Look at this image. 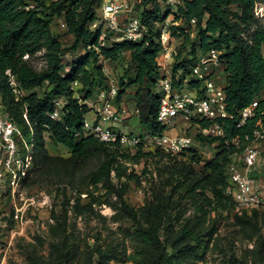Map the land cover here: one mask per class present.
Masks as SVG:
<instances>
[{
	"label": "rangeland",
	"instance_id": "rangeland-1",
	"mask_svg": "<svg viewBox=\"0 0 264 264\" xmlns=\"http://www.w3.org/2000/svg\"><path fill=\"white\" fill-rule=\"evenodd\" d=\"M54 1L26 0L30 7L41 10H45ZM127 1L131 4V10L122 16V20L128 23L133 17H138L146 22V25L143 24L148 33L161 46L158 63L162 76L172 78L174 66L180 60L192 61L194 74L202 57L198 51L197 60L194 61L190 56L196 33L195 21L191 24L182 19L176 21L179 7L184 5L185 0H154L148 5H141L146 0ZM256 15L264 22V2L256 5ZM173 26H179L184 32L190 33V39H185L181 29L174 33ZM51 30L59 39L61 50L65 52L72 47L74 37L68 33L64 18L54 17ZM105 38L101 36L102 45L111 46L113 40L106 42ZM87 52L82 47L65 53L62 73L68 74ZM41 56L38 54L33 60L38 69L44 65ZM99 64L105 79H98L99 83L91 97L86 99L87 91L80 85H73L75 98L90 109L84 120H95L97 111L103 107L100 94L109 92L114 86L117 95L113 99V107L118 110L121 118L113 124L114 132L143 136L147 129L139 124L135 104L137 86L130 84L135 68L129 55H122L117 62L100 58ZM204 71L206 74L211 73L209 68ZM8 74L11 75L10 72ZM208 80L215 81L218 90L224 89L226 73L222 61ZM123 82L129 87L122 102L118 103L117 96ZM205 83L203 81L200 89H190L186 79V89L202 95ZM49 90L51 86L45 84L27 92L20 89L17 82L15 94L19 99L33 92L42 95ZM261 99H264V93ZM53 103L56 108L53 115L56 120L63 122L67 99L64 96L56 97ZM195 120L200 119L194 114L180 117L168 132L171 137L186 136L191 139L188 149L172 153L156 147H144L145 152L151 151L153 155L140 163L128 164V173L134 172L138 176L136 181H119L113 174L117 187H124L125 200L135 210L137 220L128 216L119 217L108 205L91 204L88 188L83 187V193L79 195L70 188L65 190L63 187L39 182L33 171V163L30 162L28 168L22 164V161L32 156L37 146L28 143L19 127L23 138L18 143L15 156L17 161L13 166L24 169L26 173L30 170L32 174L30 180L24 181L25 177L21 176L18 185H12L10 172L0 166V264H30L33 252L48 264H155L163 250L172 254L183 246L187 254L182 264H264V211L238 214L230 203L219 208L218 203H203L184 189L191 186L198 193L212 198L211 183L206 179L211 171L205 169V165L216 157L219 143L201 141L198 136L216 137L221 134L217 127L203 130L194 123ZM43 137L52 156L64 159L71 157V150L54 144L46 132ZM235 144L243 148L242 144ZM250 147H256L260 152V161L254 173L259 184L264 186V128L242 153L232 156V162L241 160ZM103 194L100 191L96 196ZM139 225L158 231L161 243L148 244L137 237L135 232ZM185 228H190L193 235L186 237Z\"/></svg>",
	"mask_w": 264,
	"mask_h": 264
},
{
	"label": "trees",
	"instance_id": "trees-1",
	"mask_svg": "<svg viewBox=\"0 0 264 264\" xmlns=\"http://www.w3.org/2000/svg\"><path fill=\"white\" fill-rule=\"evenodd\" d=\"M153 1L146 0L141 5ZM262 2L264 0H185L184 5L179 7L176 20L182 19L187 24L195 21L196 33L190 53L194 61L198 53L205 55L215 50L221 54L220 59L225 65L226 83L223 92L227 117L194 121L203 130L215 124L222 130L221 136H198L201 141L219 143L216 157L205 165V169L211 171L206 179L211 183L212 198L198 193L191 186L184 188L193 198L203 203L216 202L219 208L229 203L234 207L232 198L225 194L232 156L242 153L264 128V99H261L264 93V22L256 15V5ZM100 6L101 0H56L41 10L30 7L26 0H0V93L7 112L22 129L25 139L37 146L36 151L32 152V165L39 182L65 190L70 188L79 195L83 193V187L88 188L91 204L108 205L119 217L128 216L137 220L135 210L125 200L124 187H117L113 174L119 181H136L138 176L134 172L128 173V164L140 163L152 156L153 152H145L141 147L132 153L123 148L120 142L105 143L92 135H84L83 121L90 109L75 98L73 85L82 86L87 91L88 99L98 85V79H105L99 64L100 58L117 62L122 55H129L135 68L130 84L137 86L135 104L139 111V124L156 134L163 133L166 127L158 122L160 81L164 78L158 63L161 46L148 31L139 42L122 41L113 42L111 46L102 45V26L93 29L99 19ZM56 16L64 18L68 33L74 37V44L65 52L60 49L59 39L51 30V23ZM142 22L146 25L144 20ZM172 29L174 33L181 29L187 40L191 37L179 26H173ZM109 39L108 35L104 40L108 42ZM82 47L88 51L87 55L75 63L68 74H63L64 54ZM38 54H42L44 61L40 69L33 64ZM193 68L192 61L180 60L174 66L171 78L173 86L186 89L188 79L190 89H200L203 82L193 76ZM9 72L24 91L31 92L45 84L51 86V90L44 91L42 95L33 92L17 99L10 84ZM128 87L124 82L121 84L118 103L122 102ZM61 96L68 101L63 122L50 117L56 111L54 98ZM255 101L258 106L253 116L239 127V112ZM45 132L54 144L71 150V157L64 159L52 156L45 145ZM235 142L242 144L243 148H239ZM31 174L29 170L24 181L30 180ZM100 191L104 194L96 196ZM135 233L145 243H161L158 231L139 225ZM184 235H193L190 228H185ZM185 250V246L172 254L163 250L155 264H182L187 254ZM30 264L48 263L33 252Z\"/></svg>",
	"mask_w": 264,
	"mask_h": 264
},
{
	"label": "built area",
	"instance_id": "built-area-1",
	"mask_svg": "<svg viewBox=\"0 0 264 264\" xmlns=\"http://www.w3.org/2000/svg\"><path fill=\"white\" fill-rule=\"evenodd\" d=\"M131 4L127 0H102L99 8L98 21L93 28L102 26V35H110L113 42L141 41L146 32V26L138 17H133L128 23L122 20V16L131 10ZM166 40V39H164ZM165 43V42H164ZM163 43V44H164ZM221 54L218 51L202 55L200 65L194 69L193 76L197 80L206 81L202 95L198 92H191L187 89H178L173 86L170 76L164 77L160 81V109L158 122L166 127L164 133L156 134L151 130H146L143 136H129L116 134L113 129L115 121L120 120L117 109L113 107V99L117 95V89L113 86L109 92L100 94V102L103 107L97 111L93 121L84 120L83 131L85 135H92L105 143L120 142V145L135 152L142 147H156L164 151L179 153L188 149L191 139L186 136L171 137L168 132L173 123L180 117L195 115L200 120H215L216 118L227 117L225 106V96L223 90H218L215 81L208 78L213 74L221 63ZM211 70L210 74L205 73V69ZM10 76V84L14 88L17 82ZM16 93V91H15ZM18 99V98H17ZM258 102L255 101L250 107L239 112L240 124H244L246 119L253 116ZM139 114V111H137ZM25 119L28 118L24 114ZM56 120L55 115H50ZM222 134L219 125L215 124ZM211 129V128H210ZM23 138L21 130L16 122L7 112L3 97L0 93V166L7 168L11 174V184L18 185L21 176H26V171L16 168L13 163L18 151V143ZM260 161V152L256 147H250L244 153L241 160L232 162L228 167V184L225 194L234 201V208L238 213L251 214L255 211H264V186H261L255 177V168ZM32 156L22 161L24 167H29ZM28 172V171H27Z\"/></svg>",
	"mask_w": 264,
	"mask_h": 264
},
{
	"label": "crops",
	"instance_id": "crops-1",
	"mask_svg": "<svg viewBox=\"0 0 264 264\" xmlns=\"http://www.w3.org/2000/svg\"><path fill=\"white\" fill-rule=\"evenodd\" d=\"M263 95V94H262ZM262 98V97H261Z\"/></svg>",
	"mask_w": 264,
	"mask_h": 264
}]
</instances>
